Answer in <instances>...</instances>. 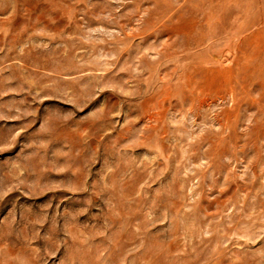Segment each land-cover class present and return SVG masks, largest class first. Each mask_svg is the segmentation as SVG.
Returning a JSON list of instances; mask_svg holds the SVG:
<instances>
[{"label":"rangeland","instance_id":"obj_1","mask_svg":"<svg viewBox=\"0 0 264 264\" xmlns=\"http://www.w3.org/2000/svg\"><path fill=\"white\" fill-rule=\"evenodd\" d=\"M0 264H264V0H0Z\"/></svg>","mask_w":264,"mask_h":264}]
</instances>
